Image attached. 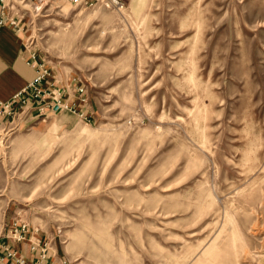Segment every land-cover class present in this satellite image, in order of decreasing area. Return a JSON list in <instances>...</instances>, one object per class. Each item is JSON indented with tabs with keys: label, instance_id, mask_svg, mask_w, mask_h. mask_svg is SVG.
<instances>
[{
	"label": "rangeland",
	"instance_id": "obj_1",
	"mask_svg": "<svg viewBox=\"0 0 264 264\" xmlns=\"http://www.w3.org/2000/svg\"><path fill=\"white\" fill-rule=\"evenodd\" d=\"M26 8L85 95L0 127V219L65 264H264V0Z\"/></svg>",
	"mask_w": 264,
	"mask_h": 264
},
{
	"label": "built area",
	"instance_id": "obj_2",
	"mask_svg": "<svg viewBox=\"0 0 264 264\" xmlns=\"http://www.w3.org/2000/svg\"><path fill=\"white\" fill-rule=\"evenodd\" d=\"M47 0H0L1 16L0 26L9 24L14 28H19V21L24 19L26 4L38 6ZM74 4L92 5L98 1L104 3L108 7L120 8L121 0H69ZM26 43V42H25ZM29 50V62L36 67V77L32 82L18 92L10 101L0 102V116H11L18 120L21 115L26 113L31 106L37 111L44 107L53 109L66 108L72 111L74 105L62 102L60 89L55 85V81L51 76V70L45 62L37 59L36 51L26 43ZM76 93L80 101L84 100L85 90L83 85L79 83L76 86ZM18 106V108H17ZM21 109V110H20ZM75 111V107L72 112ZM17 124V123H16ZM16 124L11 129H15ZM5 232V233H4ZM36 231L31 225L24 221L10 222L0 233V237L13 242L7 244L4 240L0 242V250H4L6 264H55V259L59 255L56 249H53V236H37ZM60 236V230L53 229V233ZM53 235V234H52ZM29 244V255L17 247V244L27 242ZM58 264H65L66 260L59 257Z\"/></svg>",
	"mask_w": 264,
	"mask_h": 264
},
{
	"label": "crops",
	"instance_id": "obj_3",
	"mask_svg": "<svg viewBox=\"0 0 264 264\" xmlns=\"http://www.w3.org/2000/svg\"><path fill=\"white\" fill-rule=\"evenodd\" d=\"M0 16H1V3H0ZM26 22L24 19L19 21V28H14L9 24L0 26V102L10 101L14 95L20 92L25 86L34 80L36 77V67L33 63L29 62V50L26 48L24 32ZM37 59L40 60L42 57L37 53ZM45 62V61H44ZM46 64V62H45ZM48 66V65H47ZM52 74V68L49 66ZM55 85L64 89L63 95L66 94L67 101L73 105L79 104L76 99V86L74 83L69 84L64 81H58L54 75H52ZM31 106L29 109V116L26 121L32 117V113L37 110ZM18 108V106H17ZM21 110V109H20ZM14 117L11 116H0V127L4 124L11 125L14 122ZM21 122H23L21 124ZM25 121H20L16 124V128L23 127ZM12 127V126H11ZM11 127L9 129H11ZM1 139V137H0ZM3 150L0 148V183L3 179ZM6 221V220H5ZM8 222H4L0 219V233L3 232V228L8 225ZM5 233V232H4ZM5 239L0 237V242ZM7 244H14L8 240H5ZM17 247L29 255V244L28 241L17 244ZM55 249H57L54 246ZM4 250H0V264H6L4 256ZM60 254L55 259V264L60 262ZM62 258V257H61Z\"/></svg>",
	"mask_w": 264,
	"mask_h": 264
}]
</instances>
